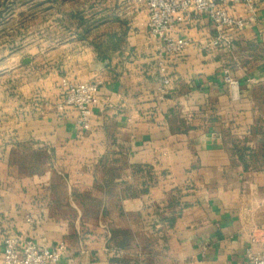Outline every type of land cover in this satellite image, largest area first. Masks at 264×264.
<instances>
[{
  "label": "crops",
  "instance_id": "0c3cea01",
  "mask_svg": "<svg viewBox=\"0 0 264 264\" xmlns=\"http://www.w3.org/2000/svg\"><path fill=\"white\" fill-rule=\"evenodd\" d=\"M109 1L117 6L94 26L54 9L36 28L35 56L11 74L0 262L4 238L19 235L64 242L58 264H249V249L264 254V0L256 21L231 33V50L204 47L216 34L206 15L177 22L191 45L168 62L165 99L145 5ZM225 8L246 15L244 3ZM65 78L101 82L89 131L75 128V110L57 109ZM120 229L130 245H117Z\"/></svg>",
  "mask_w": 264,
  "mask_h": 264
},
{
  "label": "built area",
  "instance_id": "2783aa9c",
  "mask_svg": "<svg viewBox=\"0 0 264 264\" xmlns=\"http://www.w3.org/2000/svg\"><path fill=\"white\" fill-rule=\"evenodd\" d=\"M145 5L148 12L149 37L154 42L158 64L163 74L160 86V98L165 99L169 92L170 78L167 75L168 62L182 56L191 45L189 40L175 36L177 22L192 21L196 14H204L216 30V34L203 45L205 48H224L231 50L234 41L231 33L243 29L256 21L257 8L255 0H134ZM231 2L244 3L246 15L235 17L229 14L225 5ZM231 98L240 97V83L230 75L226 76ZM64 95L57 104L61 112L67 108L77 113L75 128L79 131L91 129L92 107L97 101L100 81H62ZM256 242V238H252ZM3 257L0 264H58L66 251L64 242L40 247L32 239L19 235H8L2 243ZM249 264H264V254L252 249L247 251Z\"/></svg>",
  "mask_w": 264,
  "mask_h": 264
},
{
  "label": "rangeland",
  "instance_id": "374dc122",
  "mask_svg": "<svg viewBox=\"0 0 264 264\" xmlns=\"http://www.w3.org/2000/svg\"><path fill=\"white\" fill-rule=\"evenodd\" d=\"M116 6L109 0H0V110L14 99L11 93L18 86L11 84V74L21 71L19 66L24 58L35 56L36 28L50 23L54 9L85 13L94 26L105 18L99 15L100 9ZM38 37L41 39V34ZM126 237L130 245L131 235Z\"/></svg>",
  "mask_w": 264,
  "mask_h": 264
},
{
  "label": "trees",
  "instance_id": "16d2710c",
  "mask_svg": "<svg viewBox=\"0 0 264 264\" xmlns=\"http://www.w3.org/2000/svg\"><path fill=\"white\" fill-rule=\"evenodd\" d=\"M81 20H84L83 16L80 17ZM87 24H89V21L87 20ZM117 235L118 236H121V240H119V242H116L117 245L119 247H125L127 245V240L128 238L126 237V235H128V230H125V229H120V230H117ZM116 232H113V236L112 237H115L114 236V233L116 234Z\"/></svg>",
  "mask_w": 264,
  "mask_h": 264
}]
</instances>
